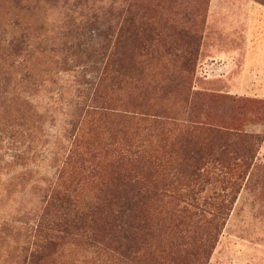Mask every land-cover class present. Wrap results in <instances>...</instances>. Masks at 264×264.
I'll return each instance as SVG.
<instances>
[{"label":"rangeland","instance_id":"1","mask_svg":"<svg viewBox=\"0 0 264 264\" xmlns=\"http://www.w3.org/2000/svg\"><path fill=\"white\" fill-rule=\"evenodd\" d=\"M128 175L133 252L73 236L42 264H264V0H0V264L53 190L87 207Z\"/></svg>","mask_w":264,"mask_h":264},{"label":"trees","instance_id":"2","mask_svg":"<svg viewBox=\"0 0 264 264\" xmlns=\"http://www.w3.org/2000/svg\"><path fill=\"white\" fill-rule=\"evenodd\" d=\"M112 33V29L106 28L100 34L105 43L100 50V69L104 80L114 75L112 59L115 53L108 49L113 38ZM117 39L118 37L115 43ZM8 49L16 57L23 50L19 40L11 41ZM121 186L119 191H104L101 203L94 201L87 207L80 206L79 195H75L73 191L67 192L57 188L53 190L42 213L34 218L33 242L24 262L42 264L48 256L57 254L62 243L73 236L86 238L91 244L103 245L100 237L102 234L108 237L121 234L122 241L116 242L115 246L124 253L131 254L133 234L129 230L124 231V226L128 219H133L138 214V209L143 207L151 191L142 180L132 175L124 177ZM159 193L157 196L161 197L162 193ZM118 200L119 202H115Z\"/></svg>","mask_w":264,"mask_h":264}]
</instances>
